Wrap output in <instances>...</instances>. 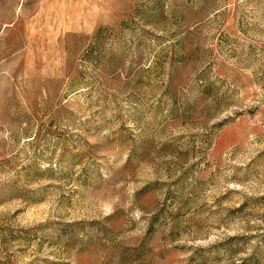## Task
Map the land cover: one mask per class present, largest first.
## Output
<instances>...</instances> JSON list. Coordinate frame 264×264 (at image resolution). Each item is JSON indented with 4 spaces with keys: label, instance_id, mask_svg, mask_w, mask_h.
<instances>
[{
    "label": "rangeland",
    "instance_id": "rangeland-1",
    "mask_svg": "<svg viewBox=\"0 0 264 264\" xmlns=\"http://www.w3.org/2000/svg\"><path fill=\"white\" fill-rule=\"evenodd\" d=\"M0 264H264V0H0Z\"/></svg>",
    "mask_w": 264,
    "mask_h": 264
}]
</instances>
